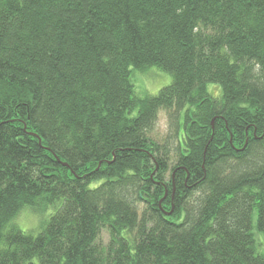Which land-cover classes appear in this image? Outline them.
<instances>
[{
	"label": "trees",
	"instance_id": "1",
	"mask_svg": "<svg viewBox=\"0 0 264 264\" xmlns=\"http://www.w3.org/2000/svg\"><path fill=\"white\" fill-rule=\"evenodd\" d=\"M256 234L264 0H0V264H264Z\"/></svg>",
	"mask_w": 264,
	"mask_h": 264
},
{
	"label": "rangeland",
	"instance_id": "2",
	"mask_svg": "<svg viewBox=\"0 0 264 264\" xmlns=\"http://www.w3.org/2000/svg\"><path fill=\"white\" fill-rule=\"evenodd\" d=\"M130 78L134 85L135 92L140 96L154 95L160 88L171 82V75L156 66H149L142 69L131 68ZM212 92L216 94L218 90L212 88ZM166 125V117L162 112L157 121L155 129L156 135H162L166 131ZM56 206H46L36 209L24 207L15 217V223L23 231L36 233L40 230L43 221L55 210ZM259 235L256 234L255 237L260 248L264 249V245L260 242Z\"/></svg>",
	"mask_w": 264,
	"mask_h": 264
},
{
	"label": "water",
	"instance_id": "3",
	"mask_svg": "<svg viewBox=\"0 0 264 264\" xmlns=\"http://www.w3.org/2000/svg\"><path fill=\"white\" fill-rule=\"evenodd\" d=\"M211 125H213V120L211 121ZM31 134L34 135L35 137H37L39 139V141H40V138H39V136L37 134H35V133H31Z\"/></svg>",
	"mask_w": 264,
	"mask_h": 264
}]
</instances>
